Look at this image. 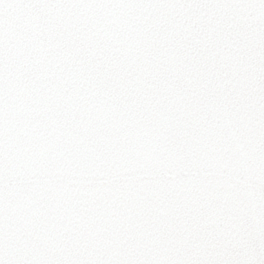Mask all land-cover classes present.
Segmentation results:
<instances>
[{
    "label": "snow or ice",
    "instance_id": "snow-or-ice-1",
    "mask_svg": "<svg viewBox=\"0 0 264 264\" xmlns=\"http://www.w3.org/2000/svg\"><path fill=\"white\" fill-rule=\"evenodd\" d=\"M0 264H264V0H0Z\"/></svg>",
    "mask_w": 264,
    "mask_h": 264
}]
</instances>
